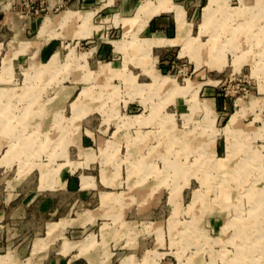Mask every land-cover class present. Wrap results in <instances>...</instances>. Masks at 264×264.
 I'll list each match as a JSON object with an SVG mask.
<instances>
[{"label": "rangeland", "instance_id": "1", "mask_svg": "<svg viewBox=\"0 0 264 264\" xmlns=\"http://www.w3.org/2000/svg\"><path fill=\"white\" fill-rule=\"evenodd\" d=\"M39 1L0 0L1 169L27 171L34 189L39 170L53 186L69 164L95 177L92 193L123 192L124 225L66 233H94L99 252L109 222L106 264H264V0L190 3L192 37L155 48L174 41L147 38L149 11L174 10L183 29L171 0L136 14L122 0H62L49 14ZM60 199L68 216L76 199Z\"/></svg>", "mask_w": 264, "mask_h": 264}, {"label": "crops", "instance_id": "2", "mask_svg": "<svg viewBox=\"0 0 264 264\" xmlns=\"http://www.w3.org/2000/svg\"><path fill=\"white\" fill-rule=\"evenodd\" d=\"M144 1L122 0V6H124L125 11L134 10V14H136L138 7ZM177 1L171 0L174 5H178L183 11L184 26L181 31H179V24L174 10L162 11L147 18V15L151 12L149 11L145 16L146 25L142 30L149 33L147 38L157 35L167 41H174L154 45L153 48L176 46L181 43V41L177 42L179 38L192 37L193 23L190 20L195 16V12L189 9L188 4L191 3V6H193L198 0H186L187 2H184L186 6L183 5L184 3ZM55 3L56 0L46 1V14L60 8H56ZM7 6V4L0 5V10L6 9L7 13L11 14V11L8 10L11 9L10 5L8 8ZM29 12V17H33L37 13ZM37 18L40 17L37 16ZM137 161L140 160H135L134 164H137ZM1 162L0 157V264H79L80 259H83L86 264L107 263L111 255L107 248V237L114 230L113 226L109 227V222H104L100 226L101 242L99 243L102 250L100 249L99 252L94 249L96 245L94 233H88L86 237L80 240H70L66 233L75 228H87L96 223L99 218H105L124 225L122 212L126 201L124 199L122 203H119L115 200L116 196H125L123 192L103 191L92 193L93 190H97L96 183L93 182L95 177L85 174L76 176L73 171L66 170V166L69 164L63 167L59 176L53 178V186H47L43 182L39 170L40 180L33 189L27 171L24 173L17 171L15 176H10L7 170L1 169ZM42 164H45L48 168L46 163ZM143 172L145 173V171ZM143 172H129V175L132 173L136 175L137 173L139 174L137 179H144ZM114 178V175L108 178V184L113 185L114 183H109V181L111 179L114 181ZM65 194L73 195L76 199L71 205L72 207L68 209L70 213L68 216L70 217L64 214L66 211L65 203L60 199ZM92 195H96L93 200L94 204L97 198L99 203H96V207L93 208L84 207L81 203L82 199L88 200ZM126 197L128 198V196ZM85 203L91 205V201ZM77 205L78 207H76ZM48 216H57V219L49 221ZM92 239L94 244L91 247H82L83 243H87L88 240ZM125 259L128 264H140L133 261L132 255L124 257L121 264Z\"/></svg>", "mask_w": 264, "mask_h": 264}, {"label": "built area", "instance_id": "3", "mask_svg": "<svg viewBox=\"0 0 264 264\" xmlns=\"http://www.w3.org/2000/svg\"><path fill=\"white\" fill-rule=\"evenodd\" d=\"M46 1H47V0H40V1H39V5L42 6L41 10H47V8H46L45 6H43V5L46 4ZM54 6H56V8L61 7V6H62V2H61V0H56V3H55ZM36 11H37V10H36Z\"/></svg>", "mask_w": 264, "mask_h": 264}, {"label": "bare ground", "instance_id": "4", "mask_svg": "<svg viewBox=\"0 0 264 264\" xmlns=\"http://www.w3.org/2000/svg\"><path fill=\"white\" fill-rule=\"evenodd\" d=\"M212 1V0H211ZM261 12V11H260ZM159 39V38H158ZM153 41V40H152ZM158 41V40H157ZM109 66V65H108ZM107 67V64H104L102 67H101V70L102 71H106V68ZM239 224V223H238ZM239 226V225H238ZM263 233V232H262ZM258 237H259V235H258ZM261 240V239H260ZM256 241V240H255ZM262 256V255H261Z\"/></svg>", "mask_w": 264, "mask_h": 264}]
</instances>
